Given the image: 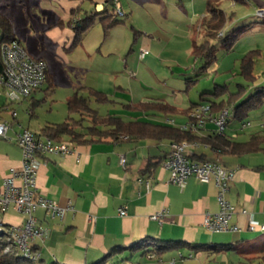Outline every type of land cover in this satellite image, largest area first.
Segmentation results:
<instances>
[{"label":"crops","instance_id":"crops-1","mask_svg":"<svg viewBox=\"0 0 264 264\" xmlns=\"http://www.w3.org/2000/svg\"><path fill=\"white\" fill-rule=\"evenodd\" d=\"M108 1L91 0L94 11L87 13L83 18L78 17V5L67 8L63 18H60L56 24L60 31L55 38L64 40L63 42L67 40L65 43L72 39L70 49L75 31L69 26V12L76 10L80 20L104 10L108 14H113L116 5H111ZM125 1L118 0L125 13L124 17L133 19L136 23L132 27L134 42L130 48L131 53L138 51L139 60L146 61L148 67L157 72L160 81L173 79L177 75L182 78L183 72L187 76L191 73L195 74L196 68H191L185 57L177 54L175 49H178L177 47H180L178 44L183 42L185 48L188 46L185 50L191 54L193 44H200L208 39L206 20L209 0ZM224 1L232 0H221L217 6L220 8L219 5ZM139 7L143 9L147 19L143 31L140 30L142 24L137 23L136 13ZM225 13L227 14L226 11ZM97 20L100 22L99 19ZM231 23L232 19L223 29L224 35L230 31L228 26L232 25ZM119 25L112 28L107 35L104 34L103 29L104 43L107 42L106 51L109 53L113 51L110 44L112 32ZM15 37L30 56L45 60L42 57H34L28 51V45H25L16 33ZM136 44L137 51L134 49ZM144 47L149 49L150 54L140 59V49ZM63 49L66 52L67 48ZM154 50L158 52L159 60L155 57L148 59V56L153 55ZM165 56L168 61L174 62L172 66L160 62ZM127 63L126 59L125 64ZM47 65L46 83L51 86L53 78L49 64ZM139 68L141 69V65ZM214 71L216 72V69L213 66L208 70L210 73ZM130 73L133 77L136 76L133 71ZM193 77L186 78V86L187 80ZM123 83L125 82L117 84L118 91H108L106 95L124 101L128 105L145 103L154 106L163 103L173 107L175 111L164 113L154 108L144 111L119 110L118 114L112 115L120 117L125 123H136L129 134L122 135L118 140L108 138L102 141L73 143L76 148L75 153L67 156L46 155L41 159L36 180L38 193L57 201L63 207L69 204L74 207V211H67L62 221L47 218L43 210L37 212L40 225L50 230L49 237L40 245L42 260L47 264L51 262L92 264L103 259L116 247L127 248L145 238L184 243L185 245L168 252L181 254L183 250H188L212 264L217 263V258H221L224 264H230L228 252H238L239 249L242 259L249 264H252L254 259H261L264 256V245L261 246L260 243L264 242V231L252 232L248 225L251 220L264 225V162L249 163V157L255 153L241 157L219 155L207 145L186 142L184 155L192 161L217 162L226 169L234 171V177L229 182L225 197L236 208L231 222L240 230L214 234L207 232L203 227L205 214L217 213L220 210L219 190L214 180L203 184L194 177H189L185 184L180 186L172 183L171 172L164 167V161L174 141L170 137V131L187 126L191 122L187 110L192 105H200L203 102H191L182 108L179 106L182 98L178 100L177 96L174 103L162 98L148 97L134 101L130 85ZM141 83L145 85V82ZM32 96L17 103L30 99L32 106L33 103L40 102ZM2 99L4 101H1ZM113 99L110 100L115 104ZM12 105L14 103L8 102L4 96L0 98V118L13 124L9 131L11 142H6L11 144L13 142L18 148L15 143L16 134L22 129H31L21 126L18 112ZM7 107L16 111L15 119L6 109ZM214 115L216 116L217 113ZM246 121L240 123L241 127L237 125L233 128L226 127L225 135L232 140L246 142L252 135L261 134L259 131L251 134L245 141L237 140L238 135L252 124ZM11 132L12 136H10ZM192 132L208 136L214 134L216 129L214 123L209 121L201 130ZM1 141L5 142L0 140V188L4 178L13 170L18 171L21 168V151L15 152ZM193 155L195 159L192 158ZM121 157H125V166L120 162ZM121 209L126 211V215H120ZM4 220L8 225H21L24 216L10 209ZM227 245H230L231 249H216V246ZM194 247L198 248L193 249ZM180 257L184 258L182 255Z\"/></svg>","mask_w":264,"mask_h":264},{"label":"rangeland","instance_id":"rangeland-1","mask_svg":"<svg viewBox=\"0 0 264 264\" xmlns=\"http://www.w3.org/2000/svg\"><path fill=\"white\" fill-rule=\"evenodd\" d=\"M124 2L126 1L124 0ZM77 5L79 18H83L87 13L94 11L89 0H0V13L11 19L16 35L22 39L25 45H28V51L34 57H42L46 60L44 61L49 64L53 78L52 87L46 83L40 91L33 94L32 97L40 100L37 106L32 108L30 99L12 105L18 112V120L23 128H30L33 132L39 133L45 126L62 124L68 121L69 117L79 119V114L69 113L66 104V101L75 93L89 97L91 108L98 111L102 116L118 114L117 111L125 110L123 105L126 103L124 101H118L111 97L110 99H113L115 104L99 103L91 92L99 91L108 94V91H118L117 84L122 81L125 82L123 84L130 85L129 88L132 89L134 101L148 97L162 98L167 102L174 103L177 96L178 100L180 97L182 98V103L179 105L182 108L191 102H200L203 94L210 95L213 93L215 85H226L230 91L235 92L239 84L248 85L241 76V61L251 50L262 51L263 56L259 59L255 69V76L257 77L255 85L264 83V25H258L246 31L247 33L238 40L231 52H226L222 48L221 39H213L212 43L217 47V60L213 64L216 72L205 73L187 89L186 78L195 76V74L191 73L187 76L183 72L182 78L177 75L173 79L160 81L157 72L155 73L153 69H150L146 61L139 60L137 44L134 46L137 53H131L130 48L134 42L132 27L136 24L133 19H127L124 16L119 17L122 24L112 32L110 44L113 51L111 53L106 51L107 42L104 43L103 28L98 20L95 21V26L91 31L82 34L81 43L69 49L72 39L65 43L67 40L63 42L64 40L60 41L55 38L60 31L56 24L60 18H63L67 8ZM219 6L232 19V25L228 26L230 31L263 20L258 15V11L264 10V0H244V3L237 4L232 1H224ZM69 14V26L74 29L80 19L77 17L76 10H71ZM113 15H115L114 10ZM136 16L138 18L137 23L142 24L140 30L143 31L147 25L143 9L139 7ZM1 37L0 30V41ZM183 44V42L178 44L180 47L175 49L177 54L184 56L191 68L200 69L204 61L196 60L189 51L185 50L188 46L185 48ZM64 47L67 48L66 52ZM152 54L148 56V59L155 57L159 60L158 52L154 50ZM126 59L127 65L125 64ZM160 62L167 66L174 64V62L168 61L166 56L164 59H160ZM140 65L141 69L139 68ZM132 71L135 73V77L131 75L130 72ZM141 82H145V85ZM251 91L252 88H249V94L252 93ZM223 99L226 100L227 96ZM30 110L33 112L32 115L29 114ZM246 120L252 124L238 135L237 140L245 141L251 134L259 131L264 135V104L250 111ZM235 125L241 127L242 124L233 117L229 118L227 128H233ZM12 135L11 132L10 136ZM7 142L11 141L8 140ZM7 142L2 143L11 147L15 152H20L13 142L12 144ZM249 159V163L264 162V154L255 153ZM260 244L262 246L264 242ZM240 250L228 252L230 264H240L239 262L249 264L248 261L242 259ZM150 254L142 256L141 253L133 254V252L128 251L113 261L123 259L126 264H212L188 250H183L181 254L167 252L161 260L149 259L151 258ZM180 255L184 258H181ZM216 264H224V262H221V258H217ZM252 264H264V261L254 259Z\"/></svg>","mask_w":264,"mask_h":264},{"label":"built area","instance_id":"built-area-1","mask_svg":"<svg viewBox=\"0 0 264 264\" xmlns=\"http://www.w3.org/2000/svg\"><path fill=\"white\" fill-rule=\"evenodd\" d=\"M115 5V16H125L118 0H115ZM258 15L264 16V10L258 11ZM149 54V49L142 48L140 59ZM0 58V98L4 96L8 102L17 103L29 98L45 85L47 63L31 57L18 40L3 43L0 47ZM6 109L9 110L8 107ZM9 112L14 119L17 117L15 110ZM190 117L191 122L181 127V130L198 131L207 122L212 121L215 133L221 135L224 134L228 120L232 117V111L225 107L215 116L210 105L203 103L191 112ZM12 126L10 121L0 118V140H10L9 131ZM15 143L21 151V168L18 171L13 170L4 178L0 188V237L6 241L5 253H16L38 262L42 259L40 245L47 240L50 230L40 225L37 212L43 210L47 218L62 221L67 211H74L71 204L63 207L57 201L38 193L36 180L41 159L46 155L67 156L75 153L76 148L71 142H57L29 129L18 132ZM186 145V142L172 143L171 151L164 161V167L171 172L172 183L183 186L189 177H194L203 184L214 180L219 190L220 210L217 213L205 214L203 227L212 234L238 232L240 228L231 222L236 208L225 197L234 171L217 162L192 161L184 155ZM120 162L125 166V157H121ZM10 209L24 216L21 225H8L5 222L4 217ZM120 215H126V211L121 209ZM248 228L252 232L264 231V225L253 220L249 222Z\"/></svg>","mask_w":264,"mask_h":264},{"label":"trees","instance_id":"trees-1","mask_svg":"<svg viewBox=\"0 0 264 264\" xmlns=\"http://www.w3.org/2000/svg\"><path fill=\"white\" fill-rule=\"evenodd\" d=\"M91 1V0H89ZM221 0H209L207 4L206 20L208 39L200 44H193L191 54L196 59L204 61L203 66L196 70L195 76L187 80V89L195 84L198 79L203 76L208 70L216 63L217 60V47L212 43L213 39H221V46L226 52H231L233 46L236 45L238 40L244 36L249 29H252L258 25H264V16L260 17L263 20L260 22L250 23L242 27H238L224 35L222 33L225 26L229 23L230 19L224 10L217 6ZM235 4L243 3V0H232ZM109 4L115 5V0H109ZM99 19L104 34L107 35L109 31L115 26L122 23L119 17L108 14L106 10L99 13H92L86 18L78 21L74 27L75 37L72 43V48L81 43L82 34L88 32L93 26L95 21ZM0 30L2 33L0 47L3 43H9L16 40L14 26L10 18L5 17L0 13ZM222 33V35H221ZM263 56L260 50L249 51L241 61V76L246 80L247 86L238 85L235 92L229 90L226 85H215L214 92L210 95L203 94L201 101L208 103L210 109L214 114H218L223 108L228 107L232 111V117L237 122L242 123L246 121V118L250 114V111L261 107L264 104V83L255 85L257 77L255 76L256 65ZM1 68V58H0ZM249 88H252V93L249 94ZM92 96L96 98L99 103L112 104L110 98L99 91L91 92ZM227 96L224 100L223 97ZM202 103V104H203ZM39 104V102L37 103ZM32 104V108L37 106ZM127 111H144L154 108L164 113L174 112L175 109L167 104L159 103L157 105H148L145 103H137L136 105H123ZM197 107L192 105L187 114L190 116L191 112ZM67 108L70 114H79V119H73L69 117L68 121L62 124L48 125L43 128L41 134L52 138L57 142L66 141L71 143H83L102 141L104 139L111 138L118 140L122 135L129 134L131 128L136 123H125L120 117L115 115L102 116L95 109L91 108L90 98L87 96L79 95L75 93L67 100ZM30 115L33 114L30 110ZM231 117V118H232ZM88 123V125H85ZM170 137L173 143L192 142L200 143L209 146L214 152L219 155H233L244 156L252 153H264V135L254 134L246 142H239L230 139L224 134H211L208 136H201L193 133L192 131L175 129L170 131ZM195 159V155L192 156ZM150 165V163L148 164ZM149 167V166H148ZM147 169V168H146ZM184 243L176 241H165L161 239L145 238L130 247H116L110 253L105 255L103 259L92 264H126L125 260L113 261L127 251H132L133 254L141 253L142 256H147L150 253H154L151 258L161 259L164 253L177 249L183 246ZM185 245V244H184ZM6 241L3 237H0V264H47L42 259L38 262H34L22 255L16 253H5ZM217 250L231 249V246H216ZM194 247L193 249H197ZM264 261V256L261 258ZM48 264H59L57 262H51Z\"/></svg>","mask_w":264,"mask_h":264}]
</instances>
